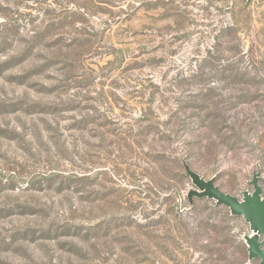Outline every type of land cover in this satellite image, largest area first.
I'll use <instances>...</instances> for the list:
<instances>
[{"label":"rangeland","instance_id":"rangeland-1","mask_svg":"<svg viewBox=\"0 0 264 264\" xmlns=\"http://www.w3.org/2000/svg\"><path fill=\"white\" fill-rule=\"evenodd\" d=\"M256 188L264 0H0V264H259Z\"/></svg>","mask_w":264,"mask_h":264},{"label":"water","instance_id":"water-1","mask_svg":"<svg viewBox=\"0 0 264 264\" xmlns=\"http://www.w3.org/2000/svg\"><path fill=\"white\" fill-rule=\"evenodd\" d=\"M260 189L256 188L253 193L248 196L243 202L234 198L223 197L221 203H224L229 208H232L234 214L242 215L251 222V226L256 228L263 236V250L254 242L251 244L253 255L260 258L259 264H264V202L260 199Z\"/></svg>","mask_w":264,"mask_h":264},{"label":"trees","instance_id":"trees-1","mask_svg":"<svg viewBox=\"0 0 264 264\" xmlns=\"http://www.w3.org/2000/svg\"><path fill=\"white\" fill-rule=\"evenodd\" d=\"M82 14V13H81ZM84 14V13H83ZM74 15V14H73Z\"/></svg>","mask_w":264,"mask_h":264}]
</instances>
